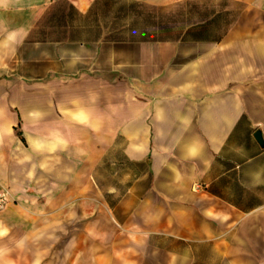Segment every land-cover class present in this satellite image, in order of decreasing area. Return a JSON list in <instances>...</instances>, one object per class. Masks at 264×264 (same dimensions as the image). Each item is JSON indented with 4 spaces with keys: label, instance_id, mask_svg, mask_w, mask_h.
<instances>
[{
    "label": "crops",
    "instance_id": "obj_1",
    "mask_svg": "<svg viewBox=\"0 0 264 264\" xmlns=\"http://www.w3.org/2000/svg\"><path fill=\"white\" fill-rule=\"evenodd\" d=\"M257 131L264 0H0V264H264Z\"/></svg>",
    "mask_w": 264,
    "mask_h": 264
},
{
    "label": "built area",
    "instance_id": "obj_2",
    "mask_svg": "<svg viewBox=\"0 0 264 264\" xmlns=\"http://www.w3.org/2000/svg\"><path fill=\"white\" fill-rule=\"evenodd\" d=\"M11 202V198L6 192L0 193V213L5 211Z\"/></svg>",
    "mask_w": 264,
    "mask_h": 264
},
{
    "label": "water",
    "instance_id": "obj_3",
    "mask_svg": "<svg viewBox=\"0 0 264 264\" xmlns=\"http://www.w3.org/2000/svg\"><path fill=\"white\" fill-rule=\"evenodd\" d=\"M255 140L257 141V143L264 148V138H262V135L259 131H257L254 135Z\"/></svg>",
    "mask_w": 264,
    "mask_h": 264
},
{
    "label": "clouds",
    "instance_id": "obj_4",
    "mask_svg": "<svg viewBox=\"0 0 264 264\" xmlns=\"http://www.w3.org/2000/svg\"><path fill=\"white\" fill-rule=\"evenodd\" d=\"M76 120H78V121H80L81 123H84V122H86L87 121V115L85 114V113H83V112H81V113H79L78 115H76L75 117H74Z\"/></svg>",
    "mask_w": 264,
    "mask_h": 264
}]
</instances>
